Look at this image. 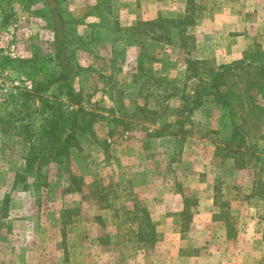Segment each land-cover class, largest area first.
I'll use <instances>...</instances> for the list:
<instances>
[{"label":"rangeland","instance_id":"rangeland-1","mask_svg":"<svg viewBox=\"0 0 264 264\" xmlns=\"http://www.w3.org/2000/svg\"><path fill=\"white\" fill-rule=\"evenodd\" d=\"M57 5L84 117L68 157L40 162L60 148L42 130L69 108L59 84L43 93L50 107L24 95L57 74L51 15L45 0H0V264H264V123L246 132L252 156L211 97L177 124L204 76L187 60L215 69L264 51V0ZM246 101L261 103L257 84Z\"/></svg>","mask_w":264,"mask_h":264},{"label":"trees","instance_id":"trees-1","mask_svg":"<svg viewBox=\"0 0 264 264\" xmlns=\"http://www.w3.org/2000/svg\"><path fill=\"white\" fill-rule=\"evenodd\" d=\"M45 3L47 4V9L52 20L54 37L53 61L57 68V74L46 83H40L32 80L33 90L25 92L24 95L29 101H33L36 97L40 98V103L42 104V107L40 108H44L45 106L50 107V103L44 100L43 93L47 92L52 85L59 84L61 89L64 91V96L66 102L69 104V108L68 110H65V119H63L60 123H54V121H51L48 129L42 130L43 136L46 137L48 143L51 144V146L58 144L60 145V148L53 154H43L40 158H38L40 162L49 160L55 161L59 157H68L69 144L74 139L73 133L77 131L78 122H80V120L84 117L82 97L74 90L73 87L74 76L78 69L76 65H73V62L67 53L68 34L65 31L66 22L64 21L62 12L57 5L58 0H45ZM183 20L184 18H182V20L180 19L178 24L177 21H174L173 23L175 27L173 28H177L176 24L177 26L179 24H184ZM158 22H162V20L158 19L149 23L146 22L143 23L142 26H156ZM153 33H158V31ZM182 33L183 31L179 30V34ZM202 65L204 66V63L201 61L187 60V72L189 76H196L199 78H201V75L204 76L200 79V82L202 83L201 89L194 90L188 98L186 96L180 97V100H182L183 103L181 104L182 111L180 115L182 120L177 122V124L180 125L178 132L184 131L182 128L183 122L190 121L189 118L192 113L198 109L207 98L211 97L213 102L229 112L232 124V132L230 135L231 141H234L237 137L238 139L240 138L241 141L238 146L246 152V154L251 153L252 156L255 146L253 144H246L245 137H247L246 132L252 130L257 131L261 128L262 123H264V51L257 49L251 53H244L240 60L231 64L220 65L215 69L203 67ZM237 73H244L246 75L245 82H243L242 87H239L236 81L231 82L230 80L231 77L235 78ZM252 83L257 84L258 86V95L261 100V103L259 104H249L247 101L245 102V100L249 97V85ZM58 105L60 107L63 106L61 102H59ZM236 109L245 113V115L240 118L239 126L234 121ZM57 127H62V130L64 131L66 128L69 130L67 134H64L65 136L62 140L55 135V128ZM168 127L170 126H165L160 131H155L154 137H162L166 133L165 131ZM242 127L243 130H241ZM251 127L254 129L251 130ZM180 139L181 138H177L178 141ZM229 144L230 143L227 144L228 148ZM228 148L225 150V157L232 159L233 162L237 164V167L240 166L245 168L243 167V164H238V160L235 157L236 152H233V150ZM32 159L33 155L27 156L25 159V166L28 167ZM0 214L2 217H6V203H4V206L0 209Z\"/></svg>","mask_w":264,"mask_h":264},{"label":"crops","instance_id":"crops-1","mask_svg":"<svg viewBox=\"0 0 264 264\" xmlns=\"http://www.w3.org/2000/svg\"><path fill=\"white\" fill-rule=\"evenodd\" d=\"M213 199V198H212ZM212 202H210V201H207V203H209V205H212V204H214L213 202H214V199L213 200H211ZM211 203V204H210Z\"/></svg>","mask_w":264,"mask_h":264}]
</instances>
